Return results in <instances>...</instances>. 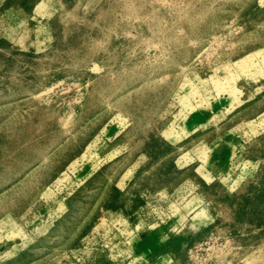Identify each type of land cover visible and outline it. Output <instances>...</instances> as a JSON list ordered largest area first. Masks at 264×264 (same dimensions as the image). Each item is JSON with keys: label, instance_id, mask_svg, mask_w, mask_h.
Instances as JSON below:
<instances>
[{"label": "rangeland", "instance_id": "rangeland-1", "mask_svg": "<svg viewBox=\"0 0 264 264\" xmlns=\"http://www.w3.org/2000/svg\"><path fill=\"white\" fill-rule=\"evenodd\" d=\"M0 264H264V0H0Z\"/></svg>", "mask_w": 264, "mask_h": 264}]
</instances>
